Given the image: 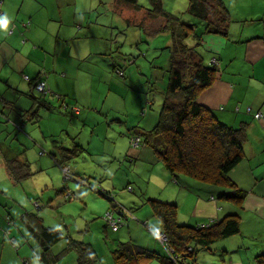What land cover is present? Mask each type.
<instances>
[{
	"label": "crops",
	"instance_id": "0c3cea01",
	"mask_svg": "<svg viewBox=\"0 0 264 264\" xmlns=\"http://www.w3.org/2000/svg\"><path fill=\"white\" fill-rule=\"evenodd\" d=\"M120 1L124 4L119 10L123 23L137 24L145 31L154 32L157 30L153 25L159 28L163 21L165 22L161 16L150 11V8H153L151 2L147 6L140 5L137 0L135 3ZM69 2L70 0H0V127L2 126L4 131L3 127L14 125L12 131H18L17 139L19 140L21 135L22 143L25 144L24 149L19 148L17 151L5 145L3 148L6 150L1 151L3 159L0 163V264H76V253L69 249L64 251L65 239L52 244L51 255L48 252L47 260H44L47 253L41 255L44 248L38 236L43 228L56 229L64 237L74 236L92 245V240H86L79 235L80 230H85L83 222H86V219L78 225V221L73 224L67 215L52 217L50 213L44 212L41 215L39 211L43 200L38 201L37 208L34 199L29 197L24 189H20L22 182L44 168L45 161L41 160L40 151L43 154L46 151L54 165L56 163L48 155L49 152L55 153L61 160L73 156L72 160L69 159L73 163L76 162L78 153H90L89 145L78 138V130L73 125L75 115L80 116L83 123L90 122L89 115H82L79 108L65 104L71 113L68 126L60 130L41 129L44 117L49 119V124L51 114L61 117L57 106L60 100L53 96L60 98L63 92L68 94L71 86L75 89L79 76L84 77V74L80 73L83 66L79 61L90 60L93 53L105 58L108 53L104 41L91 40L93 33L82 31L86 19L84 8L73 9L74 15L65 23L69 31L62 30L63 21L53 17H56L54 14L63 16ZM181 2V11L185 12L189 0ZM222 2L229 15L226 33L203 30L202 23L197 24L196 28L200 39L195 45L199 46L197 51L203 62L209 64L213 58L216 59L215 77L209 86L201 90L198 101L211 109L217 119L228 126L237 127L242 122L247 123L243 157L229 171V177L236 188L244 190V199L241 203H236L217 195L220 190L231 191L233 187H207L200 182L201 191H197L196 179L183 177V181L188 187L187 191L194 194V220H218L221 218L219 214L224 211L226 212L222 217L227 213L239 215V232L228 237L232 238L235 246L229 248L224 241L221 245L218 241L211 245L210 254L218 256L221 264H259L255 256L264 252V0ZM116 3L119 4V0ZM90 18L89 15V23ZM190 20L196 21L194 17H190ZM169 38L171 42V37ZM102 70L106 72L105 67ZM116 71L118 72V69ZM24 75L44 81L46 93L35 95L31 82ZM30 112H35L37 116L28 117ZM256 112H260L261 116L255 117ZM2 122H6V125H1ZM122 146V143L113 145V151L118 150L119 155L126 153L131 157L138 152L135 150L137 147L127 149L125 146L123 149ZM145 151H149L154 159L152 151L146 146H141L140 153ZM5 156L26 161L29 175L16 181L9 172ZM49 168L55 170L58 175L57 167L50 165ZM123 169L127 181L125 184L120 182L119 187L124 188L128 183H133V180H130L127 169ZM77 171L81 169L78 168ZM51 179L53 183L46 186L58 189L52 176ZM159 180L158 185L164 182L162 178ZM172 180L175 183L181 182V178L179 181L173 178ZM11 184L14 187L10 186ZM74 190L83 199L92 195L85 187L76 186ZM62 197L60 193V198ZM72 198L71 196L69 199ZM94 198L107 204L101 198ZM117 204L121 205L119 201ZM84 216L91 217L90 214ZM157 223V220H151V224L160 229ZM186 223L192 224L188 219ZM132 225L133 222L128 221V232H131ZM87 226L91 228L90 225ZM78 227L81 229H77ZM118 231L119 229L115 233ZM142 231L146 240L137 243L163 253L162 248L152 244V235ZM113 243L115 245L116 241ZM212 249L219 251L213 252ZM52 255L58 256L54 258ZM228 255L229 263L226 262Z\"/></svg>",
	"mask_w": 264,
	"mask_h": 264
},
{
	"label": "rangeland",
	"instance_id": "374dc122",
	"mask_svg": "<svg viewBox=\"0 0 264 264\" xmlns=\"http://www.w3.org/2000/svg\"><path fill=\"white\" fill-rule=\"evenodd\" d=\"M116 2L117 0H70L63 16L54 14L56 16L53 17L54 19L63 21L62 30H68L65 23H68L74 15L73 9L84 8L86 19L82 31L92 32L91 40L104 41L108 53L105 58L93 53L90 60L79 61V64L83 66L80 73L84 74V77L79 76L75 89L71 86L68 94L63 92L60 98L53 96L56 100H60V104L57 106L61 117L51 114L50 124L48 123L49 119L44 117L41 129L60 130L64 126H68L71 113L69 109H66L65 104L69 107L79 108L82 115L85 113L89 115L90 122L86 121L85 123L81 121L80 116L75 115L73 125L78 130V138L84 144L89 145V151L92 154L90 155L86 151L80 152V156L78 153L75 158L77 160L71 163V167L75 172L78 168L81 169L76 173L83 174L81 176L87 177L91 184H97L98 187L101 186L112 192V198L125 207L124 213L128 216V220L133 222L131 232H128L125 220H123L124 224L120 226L119 231L113 232L103 218L105 211L114 209L111 207V202L91 189L89 184L82 180L79 181L76 177L65 180L61 168L54 165L50 157L46 155V151L40 155L41 160L45 161L44 168L22 182L20 187L34 199V202L43 200L42 208L39 211L41 215L42 212L50 213L52 217L67 215L73 224L78 221V225L82 223L83 219H86L87 221L83 222L85 230L81 231L79 227L77 229L80 230V237L92 240L98 264L113 263L111 251L116 247L113 243L114 240L116 244L118 241L130 239L136 244H138L137 241H145L146 235L142 230L152 235V244L163 248L160 239L156 236L158 229L151 224V220H157V225L161 227L160 220L152 214L146 198H157L177 203L176 219L178 222H186L188 219L196 225L206 223L209 219L202 222L194 220L195 215L192 214L194 194L187 191L188 187L183 181V177L188 176H182L181 182L175 183L170 172L164 169L159 159L156 157L153 159L149 151L140 153L141 146L135 149L138 152L133 157L126 153L119 155L118 150L113 151L115 144L122 143L123 149L125 146L127 149L133 147L130 144V138L147 132L157 122L168 79L169 52L167 46L170 45L169 37H171L167 31H162L164 21L159 28L153 25L157 30L154 32L145 31L137 24L123 23L120 20L119 10L124 4L120 0L119 4ZM137 2L140 5L148 6L150 4L149 0H137ZM163 3V9H167L169 13L181 17L183 20H190L187 11H181L183 7L181 0H163ZM177 10L180 12H176ZM194 42V38L192 41L189 38L186 43L193 45ZM195 48L199 49V46L195 45ZM129 60L133 62L128 63ZM118 65L124 67L123 76H119L115 69ZM103 67L106 68V72L102 70ZM35 95H40V93L35 91ZM1 125H6V122H2ZM3 128H5L4 131L2 126L0 127V163L3 159L1 151L6 150L3 146L8 145L16 150L24 149L25 145L22 143L21 135L20 139H17L18 131H12L15 128L14 125L10 124ZM50 165L58 168V175L55 170L49 168ZM123 167L127 169L130 180H133V183H128L125 188L119 187L120 182L125 184L127 181ZM51 176L58 185V189L70 188V198L73 197L71 200L60 198L61 192H58V189L46 186V184L53 183ZM159 178L164 181L159 184L160 186L157 184L160 182ZM73 185L75 186L73 187ZM190 185H192L191 179ZM199 185L200 181H197L195 183L197 191H201ZM10 186L14 187L12 184ZM76 186L87 188L93 196L81 198L74 190ZM129 187H132L134 191H130ZM94 196L101 198L107 204L98 201ZM233 206L235 208V205ZM225 212L219 214V218H222ZM87 214H90L91 217L85 218L84 215ZM115 217L118 215L115 214ZM87 225H90L91 228H88ZM231 240L232 238L227 237L219 241L218 244L221 245L224 241L226 247L231 248L235 246ZM212 250L213 252L219 251ZM210 252L209 249L197 248L195 256L197 263L221 264L218 256L210 254ZM226 262L229 263V255ZM147 264L160 263L150 260Z\"/></svg>",
	"mask_w": 264,
	"mask_h": 264
},
{
	"label": "trees",
	"instance_id": "16d2710c",
	"mask_svg": "<svg viewBox=\"0 0 264 264\" xmlns=\"http://www.w3.org/2000/svg\"><path fill=\"white\" fill-rule=\"evenodd\" d=\"M123 1L135 3V0ZM150 2L153 5L150 11L165 19L162 31H167L171 36L170 45L167 46L168 79L157 122L150 130L138 135L137 145L133 146L131 141L135 136L130 138V144L133 148L146 146L151 150L175 181L182 176H188L200 181L201 184L204 183L207 187L217 185L233 187L231 191L220 190L217 195L241 203L245 195L244 190L236 188L229 177V171L243 157L247 123L242 122L237 127L228 126L219 121L211 109L198 101L201 90L212 83L216 67L212 62L205 64L195 48V44L199 43L200 39L196 30L197 24L202 23L203 30L225 34L229 15L222 0H189L186 11L190 17L196 19L195 22L183 20L167 12L163 9L161 0H150ZM189 38H194L193 45L186 43ZM132 62L128 61V63ZM116 69L120 71L119 76H123L124 67L118 65ZM34 115L37 116L35 112H30L28 117ZM40 154L43 152L40 151ZM48 155L61 168L65 180L76 177L111 202V207L114 209L110 212L114 217L115 214L118 215L115 217L116 229H113L104 216L103 218L113 232L124 224L123 220L127 225L129 220L124 213L125 207L117 204L110 190L91 184L87 177L81 176L83 174L76 173L70 162L73 156L69 157L70 160H61L53 152H49ZM5 157L9 172L16 181L29 175L30 170L26 161ZM69 189V187L58 189L65 200L70 198ZM128 189L134 191L132 187ZM146 202L152 214L161 222V228H156L166 236V241L161 242L163 253L136 244L131 239L118 241L111 251L113 264H147L153 259L160 264H198L195 258L197 248L210 249L211 245L234 235L240 229L237 213H227L218 220L210 219L203 225H194L177 221L175 202L157 198H146ZM35 207L39 208L37 201ZM38 236L44 248L41 255L47 253L44 260H47L48 252L51 255V245L65 239L64 251L69 249L76 253V264H97V254L88 242L70 235L64 237L53 228H43ZM52 256L56 258L58 255ZM255 257L259 264H264V252Z\"/></svg>",
	"mask_w": 264,
	"mask_h": 264
},
{
	"label": "built area",
	"instance_id": "2783aa9c",
	"mask_svg": "<svg viewBox=\"0 0 264 264\" xmlns=\"http://www.w3.org/2000/svg\"><path fill=\"white\" fill-rule=\"evenodd\" d=\"M212 63H216V59L213 58L211 60ZM118 74H120V71L118 70ZM24 77L31 82L33 90L37 91L40 93V95H43L46 93V88H45V83L42 80H38V79H31L29 76L24 75ZM261 113L260 112H256L255 113V117H260ZM131 141L133 142V146L138 144V136L132 137ZM65 171V169H63ZM104 217L106 219V221L113 226V229H116L117 227V223H116V219L114 217V214L110 211H107L104 214ZM209 222V221H208ZM205 223H202L201 225H203ZM156 236L158 237V239H160L161 242H165L166 241V236L163 233H160V231H156Z\"/></svg>",
	"mask_w": 264,
	"mask_h": 264
},
{
	"label": "bare ground",
	"instance_id": "6f19581e",
	"mask_svg": "<svg viewBox=\"0 0 264 264\" xmlns=\"http://www.w3.org/2000/svg\"><path fill=\"white\" fill-rule=\"evenodd\" d=\"M28 76V75H27Z\"/></svg>",
	"mask_w": 264,
	"mask_h": 264
}]
</instances>
